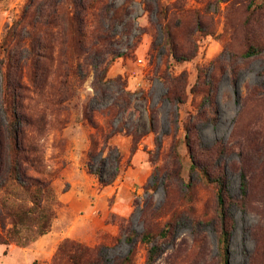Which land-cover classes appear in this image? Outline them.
I'll use <instances>...</instances> for the list:
<instances>
[{"label":"rangeland","instance_id":"374dc122","mask_svg":"<svg viewBox=\"0 0 264 264\" xmlns=\"http://www.w3.org/2000/svg\"><path fill=\"white\" fill-rule=\"evenodd\" d=\"M162 1L171 7L178 4L201 13L204 27L211 33L201 32L191 24L179 28V51L193 53V56L179 63L170 60L168 65L167 57L154 58L150 53L155 40L161 45L165 40L156 9L151 11L148 8V4L156 5V1L134 0L128 5L129 15L113 29L115 35L110 46L127 55L111 63L107 76L113 79L121 76L125 89L133 94L127 109L114 123L119 127L124 122V126L110 138V148H105L95 163V167L101 168L104 178L109 179L115 173L117 177L111 185L102 186L86 166L89 134L95 129L82 123L81 114L83 105L95 95L91 72L79 94L68 104L63 124H56L43 139L44 165L51 174L55 190V199L48 203L56 210L54 221L57 218L59 223L56 227L71 228L77 240L90 246L105 243L107 247L103 251L108 264H112L131 248L121 235V227L131 226L138 233L143 232L145 223L141 211L146 202L160 208L156 218L146 225L155 231L164 226L172 207L164 203V188L160 184L156 190L146 189L147 184L153 182L155 165L161 164V160L156 164L152 161L158 150L156 138L162 141L163 151L174 143L178 131L176 140L180 144L188 177L190 158L182 123L188 112L194 111V101L202 99L201 95L189 91L199 75L205 73L216 107L209 109V120L200 121L197 130L204 145L213 146L219 141L233 150L224 157V161L230 191L237 198H241L238 171L242 166L241 147L246 146L252 159L247 210L243 211L238 205L231 207L235 227L230 245V264H264V9L250 15L244 0H224L219 4H209L207 0ZM25 2L0 0V40ZM123 2L109 0L114 7ZM191 19H194V14ZM250 43L262 46L263 51L243 58L241 52ZM158 69L174 75L184 74L187 78L188 102L179 109L165 98L167 88ZM122 87L121 82L111 81L107 84V95L103 101H93L95 117L102 125L105 118L100 110L114 101ZM154 108L156 115L152 121L150 113ZM133 129L143 136L139 149L130 158L132 137L127 130ZM118 154L121 161L116 172ZM192 177L195 178L194 173ZM64 193H69L66 201L60 199ZM192 196V202L188 203L187 200H179L176 194L173 202L179 209L181 205L185 208L191 205L201 223L195 228L191 222L182 219L174 235L167 240L165 253L155 264H217L218 224L214 219V191L197 179ZM194 236L200 237L202 246L196 244ZM118 238H121L119 242ZM56 239L55 236V239L45 240L26 254L20 252L14 243L0 244V264H50L58 244L53 251L47 246ZM147 251V246L137 241L130 264H145ZM38 253L41 255L39 258Z\"/></svg>","mask_w":264,"mask_h":264},{"label":"trees","instance_id":"16d2710c","mask_svg":"<svg viewBox=\"0 0 264 264\" xmlns=\"http://www.w3.org/2000/svg\"><path fill=\"white\" fill-rule=\"evenodd\" d=\"M133 1L124 0L119 7H114L109 0H26L20 14L3 33L0 40V244L14 243L26 247L52 229L56 210L48 202L55 199V190L51 174L44 165L43 139L56 124H63V114L68 111V104L79 94L91 72L95 95L83 105L81 114L82 123L95 129L89 134L86 166L102 186L115 181L117 173L106 179L95 163L104 149L110 148V138L124 126V122L119 127L114 123L119 114L127 109L133 94L125 89L126 84L121 76L114 79L107 76L111 63L127 55L110 46L115 35L113 29L125 21L129 15L128 5ZM155 1L156 5L148 4V8L151 11L156 9L165 40L162 45L155 40L150 53L154 58L167 57L168 65L171 64L170 60L179 63L191 59L193 53L179 51L177 30L191 24L193 28L210 34L211 31L204 27L201 13L182 5L174 4L171 7L163 4L162 0ZM207 1L209 4H219L224 0ZM243 2L247 4L250 15L264 9V0ZM262 51V46L250 43L241 56L250 58ZM158 71L167 88L165 98L179 109L188 102L187 78L184 74ZM111 81L121 82L123 87L114 101L100 110L105 118L102 125L95 117L93 101H103L107 95V84ZM189 93L201 95L202 98L201 101H194V111L188 112L182 123L184 143L190 158L189 176L186 177L185 161L176 140L178 131L174 143L163 151L162 141L157 137L158 150L153 154L152 161L156 164L161 160V164L155 165L153 182L147 184L146 189L156 190L160 184L163 186L164 203L172 206L170 217L159 231L149 228L146 224L156 218L160 208L146 202L141 211L145 223L143 232L138 233L131 226L121 227V235L131 248L112 264H130L137 241L147 246L145 264H155L165 253L167 240L174 235L182 219L198 228L201 219L193 207L181 205L179 209L176 208L177 203L173 202L177 194L179 200L191 203L197 179L204 186L212 187L215 195L217 264H230V245L235 227L231 207L238 205L243 211L247 210L252 159L246 146L241 147L242 166L238 170L241 198H237L230 191L224 161V157L233 150L219 141L213 146L204 145L197 130L200 121L209 120V109L216 107L205 73L199 75ZM155 115L154 108L150 113L152 121ZM127 132L132 137L131 158L139 149L143 133L137 129ZM116 161L118 172L120 154ZM193 173L195 178L192 177ZM194 238L196 244L201 245L200 237ZM120 240L117 239L118 242ZM105 247V243L90 246L65 238L57 245L50 264H108L103 251Z\"/></svg>","mask_w":264,"mask_h":264},{"label":"crops","instance_id":"0c3cea01","mask_svg":"<svg viewBox=\"0 0 264 264\" xmlns=\"http://www.w3.org/2000/svg\"><path fill=\"white\" fill-rule=\"evenodd\" d=\"M65 198L68 200L69 193H64V194H62V197H60V199L62 201H66ZM107 223H109V222L107 221ZM57 224H59V223L57 222V218H56V220L53 223L52 230H50V232H48L47 234L41 236L38 240L34 241L33 243H31L30 245H28L26 247H18V250L20 252H24V254H26V252H29V250H33L35 248V245H41L45 240H48V239H53V238L55 239V236L58 239H56L54 241V243H52V244L49 243L48 246H47V248L50 249V251L55 250L56 244H59L65 238H71V239L77 240L76 239L77 237L74 235V231H72L71 228H66L65 227V228L58 229L56 227ZM55 227H56V229H55ZM40 256L41 255L38 253L37 257L39 258Z\"/></svg>","mask_w":264,"mask_h":264}]
</instances>
